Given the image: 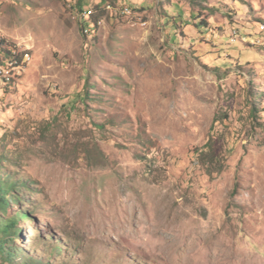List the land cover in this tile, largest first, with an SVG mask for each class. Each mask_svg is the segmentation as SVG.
Instances as JSON below:
<instances>
[{"label":"rangeland","instance_id":"obj_1","mask_svg":"<svg viewBox=\"0 0 264 264\" xmlns=\"http://www.w3.org/2000/svg\"><path fill=\"white\" fill-rule=\"evenodd\" d=\"M1 39L16 263L264 264V0H0Z\"/></svg>","mask_w":264,"mask_h":264},{"label":"trees","instance_id":"obj_2","mask_svg":"<svg viewBox=\"0 0 264 264\" xmlns=\"http://www.w3.org/2000/svg\"><path fill=\"white\" fill-rule=\"evenodd\" d=\"M92 19L94 21L93 29L97 31L99 29V19L95 18V15L92 16ZM82 25V29L85 32L86 23L84 22ZM0 41V56L3 52H5L7 56L12 55V52L8 48L4 47L3 40L1 39ZM14 57H17V55ZM252 114L254 117L259 114L256 108L252 109ZM217 121L218 119H215L214 122L216 123ZM213 143V137H211L210 140L201 148V153L198 156L200 162H205V164H207L206 162L209 161L211 151L214 148ZM7 159L9 158L0 151V262L4 264H46L44 259L34 258L30 255L26 260L24 259L25 261L23 260L21 263H16L17 256L21 255V251L15 249L12 242L14 238H16L15 236L18 232L19 236H22V231H20L19 225L21 221L25 220V217L29 216V214L20 209L17 210L16 213L9 215V209L12 204L17 207L21 206L23 198L18 194V187L27 186L28 183L24 181L22 184H18L10 181L4 170ZM23 256L27 257L25 254H23Z\"/></svg>","mask_w":264,"mask_h":264},{"label":"bare ground","instance_id":"obj_3","mask_svg":"<svg viewBox=\"0 0 264 264\" xmlns=\"http://www.w3.org/2000/svg\"><path fill=\"white\" fill-rule=\"evenodd\" d=\"M83 11L88 17V21L84 22L89 23L86 24L85 32L90 35V33L94 32V23L92 21V23L89 22L92 18L93 12L86 9ZM127 12L131 13V9L128 8ZM12 54H16L17 57H8V59H6L7 57L5 56V52H3L0 56V79L8 78L9 75L12 74V69H22L24 65L29 64L32 60V55L28 52L18 54V51L15 50ZM1 63H3V65Z\"/></svg>","mask_w":264,"mask_h":264},{"label":"built area","instance_id":"obj_4","mask_svg":"<svg viewBox=\"0 0 264 264\" xmlns=\"http://www.w3.org/2000/svg\"><path fill=\"white\" fill-rule=\"evenodd\" d=\"M81 19H83L84 21H88V17L87 15L84 13V11L80 14Z\"/></svg>","mask_w":264,"mask_h":264}]
</instances>
